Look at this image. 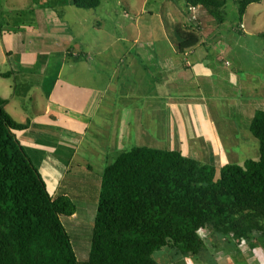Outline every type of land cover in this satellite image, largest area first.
<instances>
[{
  "label": "crops",
  "instance_id": "0c3cea01",
  "mask_svg": "<svg viewBox=\"0 0 264 264\" xmlns=\"http://www.w3.org/2000/svg\"><path fill=\"white\" fill-rule=\"evenodd\" d=\"M12 1L24 4L9 13L27 15L23 30L9 34V46L0 47V61L7 62L0 72L13 71L0 78L8 81L0 96L8 99L5 109L17 122L29 123L17 135L39 170L67 150L66 173L75 162L91 172L81 147L97 145L107 156L133 134L150 144L155 136L165 137L177 146L166 149L217 168L253 159L243 157L251 147L259 157L249 126L264 110V40L257 37L250 48L247 38L254 35L244 15L228 25L226 17L218 23L202 7L192 19L184 0H142L133 15L114 10L124 19V35L113 39L110 32L96 44L88 43L84 31H97L100 22L81 17L84 9L71 0ZM101 5L102 0L96 11ZM2 32L1 27L5 43ZM188 34L199 40L181 53L177 45L194 39ZM77 176L64 181L67 189L62 180L61 191L71 195L74 187H88L89 179ZM233 252L204 250L192 257L174 255L172 262L187 264L190 258L204 264L208 257L214 264H234Z\"/></svg>",
  "mask_w": 264,
  "mask_h": 264
},
{
  "label": "trees",
  "instance_id": "16d2710c",
  "mask_svg": "<svg viewBox=\"0 0 264 264\" xmlns=\"http://www.w3.org/2000/svg\"><path fill=\"white\" fill-rule=\"evenodd\" d=\"M184 1L222 23L229 0ZM233 1L240 19L261 0ZM71 3L95 9L101 0ZM192 35L189 45H177L179 52L198 42ZM12 75L0 72V78ZM7 103L0 96V264H81L64 222L79 208L72 195H51L17 135L29 123L17 122ZM249 129L259 157L242 164L217 168L179 150L150 146L121 152L102 172L85 264H161L154 253L165 247L179 257L196 256L207 248L198 229L231 236L237 245L264 235V110Z\"/></svg>",
  "mask_w": 264,
  "mask_h": 264
},
{
  "label": "rangeland",
  "instance_id": "374dc122",
  "mask_svg": "<svg viewBox=\"0 0 264 264\" xmlns=\"http://www.w3.org/2000/svg\"><path fill=\"white\" fill-rule=\"evenodd\" d=\"M151 1L152 0H150V2ZM23 4V1L15 2L12 0H0V30L2 27V31H4L2 32L3 39L5 42L3 43V41L0 39L1 48H3V45L9 46V44H6L9 34H12L13 36V34L18 33V30H23V27L21 26V20H24L22 15H27V13H19V15H16V13L11 14L8 12L9 9H17V7H20ZM141 5L142 0H102V5L99 9H97V11L96 9L81 10V12H84L81 13V17H85L91 22L97 20L101 24L100 28L98 30L96 29L97 31L91 28L88 30V32L87 30L84 31L86 38L89 41L88 43H91L94 40L96 41V44L102 43V40H106L107 34L110 32L113 35V39L114 36L116 38L120 35H124L125 30L121 26L124 19L119 13H115L114 10L121 11L127 9L129 13L133 15L134 12L141 9ZM149 7L151 8V6ZM225 10V24H238L239 15L237 11V5L233 0L228 1ZM110 13L111 16H108ZM242 18H244V22L247 23V31L252 32L254 35L248 36L250 38H247V40L250 42V48L254 49L257 46V37L260 40L259 42L264 40V37L258 36L260 32L264 31V0L250 4L244 14V17ZM121 20L122 23H120ZM6 68L7 62L0 61V70H5ZM7 91L8 81L0 80V93H6ZM137 126L141 129H144L146 127V123L140 122L137 123ZM67 134L73 135L72 133ZM155 137V143L150 144L147 141L144 142L142 137L133 134L128 139H125L123 143L117 148H110L107 156H105V154L99 150L97 145H93L92 148L88 149L87 147H81L80 155L85 160L89 161L91 172H88V170L85 169V166L77 169V164H79V162H75V164L73 163L70 167L71 174L66 173L65 169L69 164L67 161V158L69 157V151L67 150L58 151L57 156L59 158L53 157L54 160L44 164L40 170L39 167L36 166L47 185V189L54 197L57 196L63 189L60 187V185L62 186L64 183L65 188L67 189L68 187L64 181L69 179L76 180V178H79L77 174H79L80 178L89 179L88 187L82 188V190H78L79 188L74 187L71 191L70 194L73 196V199L75 200L79 210L74 216L64 220L65 225L67 226V229L71 235L77 258L81 264H85L88 257L100 179L104 167L111 163L121 152L127 151L134 146L145 144L161 149L177 147L170 144L168 139L165 137ZM243 157L257 159L258 149L253 147L249 148V150L243 154ZM232 162L242 164L241 158L238 160H232ZM65 176L66 178L64 179ZM62 180L63 183L61 184ZM203 232L204 236L202 238L205 240L207 246L206 250H220L221 252L223 250L230 252L234 251L232 256L229 255V258L232 259L234 264H264V235L256 233L254 235L255 240L252 243H242L237 245L234 238L231 236L224 237L217 233L209 232L208 230H203ZM174 255H178L175 249L168 247L159 249L154 253V257L161 264H174V262H172ZM205 259L208 260L204 264H214L211 261V258L205 257Z\"/></svg>",
  "mask_w": 264,
  "mask_h": 264
},
{
  "label": "built area",
  "instance_id": "2783aa9c",
  "mask_svg": "<svg viewBox=\"0 0 264 264\" xmlns=\"http://www.w3.org/2000/svg\"><path fill=\"white\" fill-rule=\"evenodd\" d=\"M200 8V5H188L187 10L192 13V19H196V16L194 15L196 11Z\"/></svg>",
  "mask_w": 264,
  "mask_h": 264
},
{
  "label": "clouds",
  "instance_id": "9594fccd",
  "mask_svg": "<svg viewBox=\"0 0 264 264\" xmlns=\"http://www.w3.org/2000/svg\"><path fill=\"white\" fill-rule=\"evenodd\" d=\"M197 235L203 237V236H204V232H203V230L198 229V230H197ZM186 259H187V264H192V261H191L190 258H186Z\"/></svg>",
  "mask_w": 264,
  "mask_h": 264
}]
</instances>
